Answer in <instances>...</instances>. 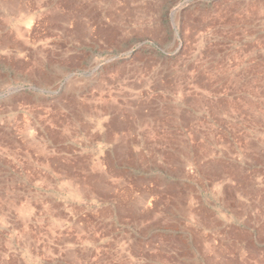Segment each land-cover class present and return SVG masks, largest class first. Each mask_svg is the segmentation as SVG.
Instances as JSON below:
<instances>
[{
  "label": "rangeland",
  "instance_id": "374dc122",
  "mask_svg": "<svg viewBox=\"0 0 264 264\" xmlns=\"http://www.w3.org/2000/svg\"><path fill=\"white\" fill-rule=\"evenodd\" d=\"M264 264V0H0V264Z\"/></svg>",
  "mask_w": 264,
  "mask_h": 264
},
{
  "label": "crops",
  "instance_id": "0c3cea01",
  "mask_svg": "<svg viewBox=\"0 0 264 264\" xmlns=\"http://www.w3.org/2000/svg\"><path fill=\"white\" fill-rule=\"evenodd\" d=\"M215 264H217V262L215 261Z\"/></svg>",
  "mask_w": 264,
  "mask_h": 264
}]
</instances>
